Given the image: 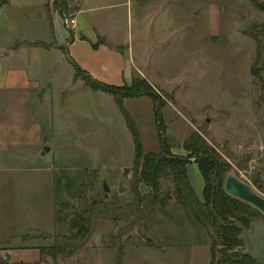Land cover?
Returning a JSON list of instances; mask_svg holds the SVG:
<instances>
[{
  "label": "rangeland",
  "instance_id": "1",
  "mask_svg": "<svg viewBox=\"0 0 264 264\" xmlns=\"http://www.w3.org/2000/svg\"><path fill=\"white\" fill-rule=\"evenodd\" d=\"M13 1L23 5L34 0ZM97 4L98 14L105 18L100 28L109 33L110 41L129 44L120 48L134 65L132 77L144 78L162 106L158 122L152 97L124 102L145 153L160 150L161 130L169 152L185 158L181 145L188 134L198 132L229 164L228 173L241 182L252 186L250 176L261 171L262 193L252 187L264 199V89L250 73L256 43L249 37L250 27L264 22V12L248 0H98ZM72 11L68 4L64 16ZM64 16H55L58 45L61 38L69 35L71 40V33H78L77 28L67 30ZM26 30L21 34L34 36ZM33 30L39 37L45 35L43 23ZM0 42H6L4 35ZM10 60L14 66L23 64L21 59ZM49 62L52 67L45 68ZM33 66L35 80L11 77L8 82L0 59V260L208 264L210 239L176 203L170 177L160 182L169 200L148 222L128 232L124 221L99 216L81 248L70 255L50 253L60 235L74 233L72 221L90 210L93 201L121 206L133 200L128 171L134 146L112 96L74 80L65 53L58 51L40 63L35 59ZM187 170L198 190L199 171L191 163Z\"/></svg>",
  "mask_w": 264,
  "mask_h": 264
},
{
  "label": "trees",
  "instance_id": "2",
  "mask_svg": "<svg viewBox=\"0 0 264 264\" xmlns=\"http://www.w3.org/2000/svg\"><path fill=\"white\" fill-rule=\"evenodd\" d=\"M6 1L1 0L0 6ZM248 1L255 10L264 12V0ZM67 5L65 0H54L53 3V7L58 11L60 17L65 15ZM250 28L249 37L256 43L255 60L250 67V73L262 90L264 89V22ZM103 43H105L104 39L97 38V42L91 44V47L96 49L98 44ZM33 44L47 46L42 41ZM66 60L73 66V79H81L84 86L111 95L116 109L121 112L124 118V124L129 130L134 146V158L128 171L132 174L130 189L133 193V200L121 206H114L103 200L93 201L90 210L77 214L72 221L74 233L60 235L50 247V253L53 256L70 255L76 249L81 248L89 240L94 219L99 216H108L114 220L124 221V229L128 232L140 223L148 222L155 215L157 209L163 207L164 203L169 200L170 195L163 193L160 182L162 179L170 177L176 203L184 209L188 219L203 230L210 239L208 264H257L244 255V249L238 239L241 230L236 226H223L219 219L229 224L237 221L249 229L252 221H258L264 225V215L250 203L241 201L225 192L223 182L230 171V166L214 150V147L201 134L194 131L187 135L181 145L183 151L186 152V157L175 156L169 152V144L159 130L157 138L160 150L145 153L137 126L134 125L128 110L125 109L124 101L136 96L152 97L156 118L158 122H161L160 108L162 106H159L161 104L150 93L149 83L144 78L135 75L131 77L130 84L120 87L112 86L92 78L67 54ZM189 163L196 166L202 177L201 199L198 198L191 186L186 170ZM215 172L212 190L209 181ZM249 180L251 185L262 193L261 171L253 173ZM140 185L147 188L145 193L140 191ZM211 204L214 212L211 210ZM0 264L8 263L0 260ZM13 264H23V262H14Z\"/></svg>",
  "mask_w": 264,
  "mask_h": 264
},
{
  "label": "crops",
  "instance_id": "3",
  "mask_svg": "<svg viewBox=\"0 0 264 264\" xmlns=\"http://www.w3.org/2000/svg\"><path fill=\"white\" fill-rule=\"evenodd\" d=\"M46 1L47 3L42 0H34L30 3L25 2L22 5L13 0H7L5 4L0 6V36L4 35L6 38V42H0V59L4 66L2 75L5 76L8 82L11 77H19L20 79L29 76L30 79L32 77V80H35L33 77L37 75L33 66L34 60L36 59L40 63L41 58L52 57L56 52L60 51L63 54L66 53L92 78L102 83L117 87L130 84L132 74H134V65L128 59L127 52L122 49L128 43L118 44L110 41L109 33L100 28L99 24L105 18L98 14V0H65L68 2L69 8H74L70 15L76 17L78 33L77 35H72L70 32L71 40H69V35H67L60 39V45L56 42L54 27L55 16L60 17V15L53 7L54 1ZM106 5L110 8V3ZM30 9L34 11V14L29 11ZM106 16L109 21L113 20V16L110 14ZM40 23H43L45 27V35L43 37H39L38 32L33 30L34 28H39ZM17 28H19L20 33H17ZM22 29H27L26 31L29 32L32 31L34 36L21 34L23 32ZM97 38L104 39L105 43L98 44L97 48L94 49L91 44L97 42ZM40 41L47 44V46H36L33 44ZM121 45L122 47L120 48ZM12 58L23 60V64L20 66L11 65L10 59ZM45 66V68L50 69L52 64L50 62L48 64L45 63ZM191 164L192 166L194 165L193 163ZM187 167L188 165L186 170ZM188 177L191 183L189 174ZM199 181L200 188L198 190L192 183L191 186L194 188L198 198H201L203 189L201 176Z\"/></svg>",
  "mask_w": 264,
  "mask_h": 264
},
{
  "label": "water",
  "instance_id": "4",
  "mask_svg": "<svg viewBox=\"0 0 264 264\" xmlns=\"http://www.w3.org/2000/svg\"><path fill=\"white\" fill-rule=\"evenodd\" d=\"M48 149H44L47 151ZM216 176V172L211 177L209 184L213 190L214 179ZM225 192L234 196L235 198L250 203L252 206L257 208L261 213L264 214V199L253 190V187L249 184H245L238 180L233 173H228L225 177L224 183ZM102 189L105 191V195L109 191L107 185L103 182ZM213 195V191H212ZM211 210L213 211V206L211 204ZM214 212V211H213ZM219 222L223 226H236L241 230V234L238 239L242 244L244 249V255L248 256L252 260H254L257 264H264V225L258 221H252L250 223L249 229H246L241 223L234 222L232 224L225 223L223 220L219 219Z\"/></svg>",
  "mask_w": 264,
  "mask_h": 264
},
{
  "label": "built area",
  "instance_id": "5",
  "mask_svg": "<svg viewBox=\"0 0 264 264\" xmlns=\"http://www.w3.org/2000/svg\"><path fill=\"white\" fill-rule=\"evenodd\" d=\"M64 25L69 32L74 31L77 27V20L76 17L70 15L68 17L64 16L63 19ZM73 33V32H72Z\"/></svg>",
  "mask_w": 264,
  "mask_h": 264
}]
</instances>
